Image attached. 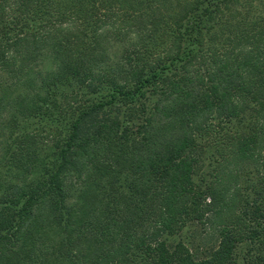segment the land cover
Here are the masks:
<instances>
[{
    "label": "trees",
    "instance_id": "obj_1",
    "mask_svg": "<svg viewBox=\"0 0 264 264\" xmlns=\"http://www.w3.org/2000/svg\"><path fill=\"white\" fill-rule=\"evenodd\" d=\"M0 264H264V0H0Z\"/></svg>",
    "mask_w": 264,
    "mask_h": 264
},
{
    "label": "rangeland",
    "instance_id": "obj_2",
    "mask_svg": "<svg viewBox=\"0 0 264 264\" xmlns=\"http://www.w3.org/2000/svg\"><path fill=\"white\" fill-rule=\"evenodd\" d=\"M114 51V50H113ZM196 231H198L197 229H196V227H194V226H192V227H190L185 233H184V235H183V238H185L186 236L188 237V236H191L192 234H194ZM178 239H179V237H177V238H175V239H169L170 241H174V242H176V241H178ZM189 239V238H188ZM242 252H245V249H244V251H242Z\"/></svg>",
    "mask_w": 264,
    "mask_h": 264
}]
</instances>
